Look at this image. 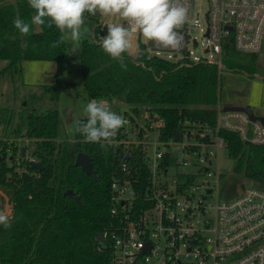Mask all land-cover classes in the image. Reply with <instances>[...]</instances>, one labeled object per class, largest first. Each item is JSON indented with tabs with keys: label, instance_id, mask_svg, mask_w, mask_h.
Segmentation results:
<instances>
[{
	"label": "trees",
	"instance_id": "obj_1",
	"mask_svg": "<svg viewBox=\"0 0 264 264\" xmlns=\"http://www.w3.org/2000/svg\"><path fill=\"white\" fill-rule=\"evenodd\" d=\"M34 10L27 0H0V67L2 76L21 71L23 60H53L63 72L72 60L80 64L84 90L92 99L123 102L140 114L142 106L157 120L161 138L169 139L185 123L201 122L214 126L222 99L221 70L217 64H183L139 51L133 57L124 53L126 67L104 53L100 47L107 26L97 25L94 37L85 38L78 47L66 42L52 47L60 35L53 25L32 26L21 37L13 26L20 16L29 21ZM227 70L254 76L264 72L259 66L260 52H241L233 36L225 42ZM264 77V73H263ZM66 88L72 83L65 77ZM58 83V84H57ZM47 86L46 89L60 87ZM129 111L127 110L126 113ZM85 119V117L81 118ZM182 120V122H181ZM61 120L57 109L30 112L23 135L35 143L33 155L44 166L20 171L6 157L10 137H0V183L14 194L12 226H0V264H111V248L97 235L111 224L110 182L118 171L113 144L101 148L86 142L79 133L73 140H58ZM220 134L234 160V173L224 190L235 194L247 184L264 188V144H247L238 132L222 129ZM89 154L96 178L76 164L80 152ZM37 172V173H35ZM230 194V193H229Z\"/></svg>",
	"mask_w": 264,
	"mask_h": 264
},
{
	"label": "built area",
	"instance_id": "obj_2",
	"mask_svg": "<svg viewBox=\"0 0 264 264\" xmlns=\"http://www.w3.org/2000/svg\"><path fill=\"white\" fill-rule=\"evenodd\" d=\"M202 1L185 0L190 18L177 30L184 35L182 47L146 44L151 52L179 65L213 63L222 70L229 37L241 52L263 49L264 0H207L204 23L197 8ZM195 29L203 38L202 54L191 47L199 45ZM223 105L214 126L185 123L177 129L180 140L174 134L161 138L149 114L142 121L139 114H123L127 124L113 143L118 159L110 182L113 218L101 232L107 243L99 240L110 246L111 264H264V188L245 184L227 193L229 175L218 162L221 149H227L222 129L238 132L246 143L264 144V124ZM3 139L7 160L18 170L39 162L32 139L23 134ZM14 205L13 191L0 183V210L13 216Z\"/></svg>",
	"mask_w": 264,
	"mask_h": 264
},
{
	"label": "rangeland",
	"instance_id": "obj_3",
	"mask_svg": "<svg viewBox=\"0 0 264 264\" xmlns=\"http://www.w3.org/2000/svg\"><path fill=\"white\" fill-rule=\"evenodd\" d=\"M16 1V0H11ZM197 8L201 9L200 20L205 22L204 13L208 8L207 0L199 2ZM87 19L86 26L91 29V35L87 38H93L94 29L97 25H101L103 21L108 27L109 24L123 25L131 32V48L128 54L135 57L139 51H146L148 54L155 55L151 52V48L142 42L139 33L130 29L127 21H124L118 15L97 14L95 16L85 13ZM194 33L199 38V45H191L192 49L198 54H202L203 41L201 32L198 29ZM74 47V46H73ZM259 66L264 65V46L260 51ZM5 62H0L3 67ZM56 66L54 61L26 59L22 61L21 71L15 73L14 76H2L0 74V135L3 131L8 132L9 138H16L24 134L27 128V116L30 112H40L47 109H57L60 116V126L58 140H73L76 132L75 122L85 117L84 107L91 100L84 90L82 73L80 64L77 60H72L67 64V68L59 73L53 69ZM263 71L257 75L250 76L244 72L231 71L227 69L221 70V86L222 99L230 104H246L251 105L257 114H264V78ZM65 77L70 79L72 85L69 90L66 88ZM58 88L46 89L47 86L56 85ZM58 84V83H57ZM112 111L118 114H125L128 110L133 114V110L123 102L106 99L105 100ZM147 111L142 106L139 120L145 119ZM31 145V144H30ZM32 147L35 143L32 141ZM219 155V168L223 174L230 175L234 173V160L228 154L226 148H222ZM11 163L10 161L8 162ZM247 184H251L249 180H245Z\"/></svg>",
	"mask_w": 264,
	"mask_h": 264
},
{
	"label": "clouds",
	"instance_id": "obj_4",
	"mask_svg": "<svg viewBox=\"0 0 264 264\" xmlns=\"http://www.w3.org/2000/svg\"><path fill=\"white\" fill-rule=\"evenodd\" d=\"M34 10L30 22L17 16L13 26L21 37L31 33L32 26L53 25L60 35L52 47L70 42L78 47L91 35L85 20V13L91 16L101 13L118 15L138 31L145 44L155 48L179 50L184 35L177 31L190 18L185 0H27ZM131 32L123 25L109 24L100 47L113 60L126 67L124 53L131 48ZM85 119H78L75 132L89 143H97L101 148L114 143L119 130L127 124L122 114L111 110L104 99H92L84 107ZM14 217L0 210V226L8 229Z\"/></svg>",
	"mask_w": 264,
	"mask_h": 264
},
{
	"label": "water",
	"instance_id": "obj_5",
	"mask_svg": "<svg viewBox=\"0 0 264 264\" xmlns=\"http://www.w3.org/2000/svg\"><path fill=\"white\" fill-rule=\"evenodd\" d=\"M99 14V13H97ZM142 42L144 43V40L142 38ZM151 45V43H150ZM223 69H227V67L224 65ZM225 111H242L245 112L249 115L250 119L255 121V120H260L264 124V114H257L254 110V108L251 105H233V104H228L224 106ZM174 135L176 136L175 138L177 140H180L182 137L180 134L179 130L174 131ZM252 135V130L249 128L248 130V136L250 137ZM247 144H249V141H247ZM76 164L81 166L83 171H85L87 174L93 176L96 178V172L93 168L92 164V159L89 154H86L84 152H80L77 155L76 158ZM33 166L36 167L37 169H43V164L41 162H35L33 163ZM98 240L102 241L103 243H107V239L102 235V233H98L97 235Z\"/></svg>",
	"mask_w": 264,
	"mask_h": 264
},
{
	"label": "crops",
	"instance_id": "obj_6",
	"mask_svg": "<svg viewBox=\"0 0 264 264\" xmlns=\"http://www.w3.org/2000/svg\"><path fill=\"white\" fill-rule=\"evenodd\" d=\"M47 61H51V62H52L53 60H47ZM54 62H55V61H54ZM55 63H56V62H55ZM53 69H56V70L58 69L57 63H56V66H55V67L53 66ZM256 75H257V74H256ZM263 78H264V77H263ZM228 104H230V103H226L225 105H228ZM225 105H223V106H225ZM233 105H246V104H239V103H236V104H233Z\"/></svg>",
	"mask_w": 264,
	"mask_h": 264
}]
</instances>
